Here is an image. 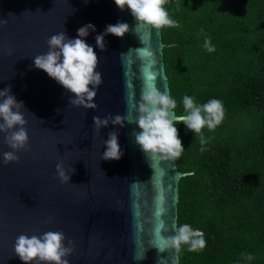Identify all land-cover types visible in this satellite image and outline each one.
Listing matches in <instances>:
<instances>
[{"label":"water","instance_id":"1","mask_svg":"<svg viewBox=\"0 0 264 264\" xmlns=\"http://www.w3.org/2000/svg\"><path fill=\"white\" fill-rule=\"evenodd\" d=\"M4 19L0 89L10 84L27 108L22 111L29 142L28 150L16 153L18 162L5 164L3 153L13 150L0 133V264H23L14 251L17 237L47 231L63 232L66 247L73 242L69 264H180L178 251L158 238L176 234L179 181L186 174L176 160L146 156L132 135L139 131L135 124H109L99 134L93 125L94 116L126 115L149 83L171 95L161 29L141 26L123 38L109 34L101 51L95 37L106 25L135 26L130 11L119 10L114 0H0ZM89 23L96 31L84 39L102 76L95 109L68 103L72 94L33 63L48 51L52 35L66 31L77 38ZM150 68L159 73L152 82L145 76ZM115 130L123 156L102 160L103 142ZM60 161L66 174L75 169L68 183L57 176Z\"/></svg>","mask_w":264,"mask_h":264},{"label":"trees","instance_id":"2","mask_svg":"<svg viewBox=\"0 0 264 264\" xmlns=\"http://www.w3.org/2000/svg\"><path fill=\"white\" fill-rule=\"evenodd\" d=\"M163 7L176 22L161 28L174 112L186 114V95L198 106L217 99L224 109L214 130L202 129L203 145L200 134L176 124L184 148L176 164L186 174L178 227L199 229L206 241L194 252L182 244L179 262L264 264V0H167Z\"/></svg>","mask_w":264,"mask_h":264},{"label":"clouds","instance_id":"3","mask_svg":"<svg viewBox=\"0 0 264 264\" xmlns=\"http://www.w3.org/2000/svg\"><path fill=\"white\" fill-rule=\"evenodd\" d=\"M87 2V0H85ZM115 5L121 11L128 10L135 21V26L130 29L126 22L106 25L103 33L95 37L96 46L101 51L106 50L104 37L111 34L123 38L130 30L136 34L141 26H150L159 30L165 26L174 27L176 22L169 17L163 7L167 0H114ZM9 15H13L9 13ZM7 20H0V25L6 24ZM95 32V26L91 23L85 24L77 30V38H70L66 31L52 35L48 41V51L33 58L34 67L42 70L61 85L67 92L71 93L68 103L73 106H82L85 109H95L97 104L94 99L97 95L96 89L102 83L101 73L96 71L98 67V56L92 46L85 41L89 33ZM204 47L209 51H215L210 40H205ZM11 54V53H9ZM151 55V53H146ZM158 71L146 70V80L155 81ZM176 101L169 93L161 91L153 83H149L142 91L139 101L128 109L126 115H109L101 119L93 117L94 131L99 134L102 128L109 124L124 127L125 122L135 124L139 131H134L135 143L146 156L160 160H176L184 151L182 141L179 138L177 123H183L192 133L200 134V143H206L201 134L202 129L207 127L214 130L224 118L222 102L212 99L202 106L194 103L190 96L183 97L185 115L174 116ZM27 110L23 101H17L12 94V86L0 89V133L4 135V142L13 151L3 153L5 164L18 162L16 155L21 150H28L29 136L26 129L27 120L24 112ZM59 112V109H57ZM173 116L175 117L173 119ZM63 123V121H62ZM106 150L103 152L102 160H119L123 151L118 142V130L108 133L105 140ZM204 149L201 148V151ZM75 172L70 167L66 174L64 162L56 164V173L61 183L70 182L71 174ZM106 175V174H105ZM175 235L159 237V243L164 248L179 251L182 244L189 245V251H198L205 247L206 241L201 230L184 224L175 230ZM65 236L61 231H47L40 235L27 236L21 234L14 244L15 254L23 264H69V256L74 247L73 242L68 240L65 246ZM254 257L247 255L246 259Z\"/></svg>","mask_w":264,"mask_h":264}]
</instances>
